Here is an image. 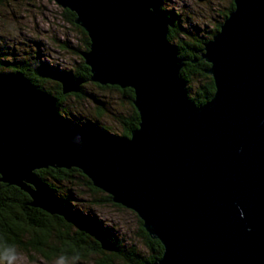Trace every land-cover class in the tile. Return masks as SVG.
<instances>
[{
    "label": "water",
    "instance_id": "95a60500",
    "mask_svg": "<svg viewBox=\"0 0 264 264\" xmlns=\"http://www.w3.org/2000/svg\"><path fill=\"white\" fill-rule=\"evenodd\" d=\"M53 1L88 37L80 55L90 82L133 91L137 129L128 138L88 134L21 72L0 73V182L115 252L34 174L75 168L160 242L151 264H264V0H232L204 44L215 91L199 106L167 39L172 18L156 1ZM56 81L62 95L84 85L68 75Z\"/></svg>",
    "mask_w": 264,
    "mask_h": 264
},
{
    "label": "rangeland",
    "instance_id": "374dc122",
    "mask_svg": "<svg viewBox=\"0 0 264 264\" xmlns=\"http://www.w3.org/2000/svg\"><path fill=\"white\" fill-rule=\"evenodd\" d=\"M160 1L161 8L177 20L180 31L178 39H188L190 36L191 38L210 37V33L224 21L226 18L224 16L228 15L232 3V0ZM63 10L67 9L62 8L53 0H7L1 3L0 66L1 64L3 66L0 67V73H13L8 69V63L35 62L36 69L45 79L42 81L43 87L54 92L58 82L51 80L48 77L49 74H58L55 78L57 79L67 73H72L81 61V55L78 56L77 52L84 51L80 31L67 21L62 13ZM193 84L196 82L193 81ZM186 85L190 93V88L188 84ZM81 88L83 94L80 98L66 97L57 107L58 113H61V119L88 134L102 132L106 133V138L119 137L123 130L117 118L127 116L131 112L128 102L118 91L100 90L92 82L84 84ZM194 88L195 85H193ZM59 187L61 196L70 199L69 208L88 225L110 235L122 248L133 246L140 255L149 254L139 238L141 220L133 212L109 204L93 205V200H99L102 195L91 194L83 187L82 182L73 185V190L65 184H60ZM76 230L78 229L74 226L70 228V236H73ZM79 231L84 232L85 230ZM97 234L100 235V233ZM20 235L21 241L27 244L36 234L26 226H22ZM94 239L97 241L95 237ZM110 243L116 251H105V253L113 254L119 251L112 241ZM50 244L55 245V248L60 247L54 238L50 240ZM24 248L25 246L16 247L7 259L0 258V264H124L114 256L107 258L98 253L61 258L59 255L50 253L44 256L31 247Z\"/></svg>",
    "mask_w": 264,
    "mask_h": 264
},
{
    "label": "trees",
    "instance_id": "16d2710c",
    "mask_svg": "<svg viewBox=\"0 0 264 264\" xmlns=\"http://www.w3.org/2000/svg\"><path fill=\"white\" fill-rule=\"evenodd\" d=\"M7 0H0V4L5 3ZM160 4V0H153ZM160 6V5H159ZM161 8V6H160ZM162 9V8H161ZM163 10V9H162ZM233 10V4L231 3L229 12ZM165 11V10H163ZM167 12V11H166ZM63 15L67 21L72 25V27L79 30L82 36V47L84 51L88 50L89 40L85 31L75 24V14L63 10ZM167 14L172 18L173 27L169 29L167 39L169 43L177 51L178 57L183 60V67L180 70V77L188 84L190 88V93L188 96L192 102L197 106L204 104L208 101L214 94V84L210 75L206 73L209 65L200 58V51L202 50L204 44L209 41V39L218 31L220 24L217 28L210 33V37L207 38H197L191 36L188 39H178V34L180 33L177 25V20L173 18V15L167 12ZM226 15L224 16V18ZM176 37V38H175ZM175 39V40H174ZM78 56L80 52H77ZM80 64L78 68L72 73H67L73 78L84 80V84L90 82V72L89 68L84 64L83 59L80 58ZM195 61V62H194ZM35 62H13V64H7L8 69L11 72H21L36 88L50 93L56 99V105L59 107L66 97L74 96L75 98H80L83 94V90L78 94L62 95L60 84L56 83L54 92H50L48 89L44 88L42 81L45 80L42 73L36 69ZM3 66V64H1ZM0 66V67H1ZM58 74H49L48 77L51 80L56 81ZM193 81L196 84H193ZM94 84V83H93ZM100 90L114 89L118 91L123 99H125L130 108L131 112L127 116H120L117 118L118 123L122 127V134L119 137L114 138H128L131 133L137 129L138 125V114L132 105L133 91L129 88L119 89L116 86H99L94 84ZM193 85L195 88L193 89ZM61 115V113H59ZM61 117V116H60ZM101 133V134H100ZM106 133L99 132L95 136H99L104 139ZM35 176L41 180L54 195H58V198L64 203L66 209L75 217V219L83 226L88 228L90 231L100 233L101 236L112 241L119 249L116 253H105L100 248L99 243L94 239L93 235L88 232H80L76 230L73 236H70L69 230L73 225L66 223L62 218L57 216H51L42 210L32 208L29 206L31 200L29 196L20 191V189L14 186H8L0 182V258L7 259L12 251L18 247L32 248L37 250L42 255L46 256L49 253L53 255H59L61 258L72 256V255H88L90 253H98L105 255L107 258L116 257L120 259L124 264H146L158 260L163 252V247L158 240H155L148 236L144 229L139 227V238L141 242L149 252L145 256L138 253L135 247L130 246L128 248L120 247L112 237L102 230H98L83 221L79 215L69 208L70 199L61 196V189L59 185H69L71 190L73 185L78 182H82L84 188H86L91 194H101L99 200H93V205L109 204L116 208H122L119 205L113 204L111 197L104 194L100 190L94 188L91 182L82 175V173L71 168L69 170L65 169H54L47 168L42 170H36L34 172ZM70 191V190H68ZM22 226H26L34 234L27 244H24L20 239V230ZM60 245L59 248H55L50 244L52 239ZM24 245V246H23Z\"/></svg>",
    "mask_w": 264,
    "mask_h": 264
}]
</instances>
